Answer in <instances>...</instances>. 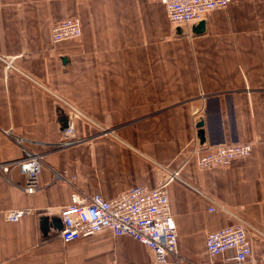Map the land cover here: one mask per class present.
Returning <instances> with one entry per match:
<instances>
[{"label": "crops", "instance_id": "obj_1", "mask_svg": "<svg viewBox=\"0 0 264 264\" xmlns=\"http://www.w3.org/2000/svg\"><path fill=\"white\" fill-rule=\"evenodd\" d=\"M70 17L80 37L53 44L52 25ZM202 20L201 33L172 25L159 0H0V129L21 138L0 130V162L44 155L37 193L22 190L17 167L0 174V264H157L108 229L64 243L53 223L72 186L53 171L111 199L177 169L167 191L178 264H264V0H232ZM68 105L77 141L59 148ZM246 141L251 154L225 167L195 164L197 147ZM15 208L33 212L6 219ZM237 219L251 256L209 257L207 234Z\"/></svg>", "mask_w": 264, "mask_h": 264}, {"label": "built area", "instance_id": "obj_2", "mask_svg": "<svg viewBox=\"0 0 264 264\" xmlns=\"http://www.w3.org/2000/svg\"><path fill=\"white\" fill-rule=\"evenodd\" d=\"M164 6L166 17L172 25L184 26L204 19L213 10L226 8L232 0H159ZM81 35V22L78 17H70L55 22L51 27V42L57 44L65 40H75ZM11 63L5 65V70ZM65 126L60 131L56 143L59 148L77 141L74 135L72 119L80 115L72 105L61 108ZM11 136L17 143L21 138L11 129H0ZM253 150V142H229L197 147L194 161L200 169L218 168L229 165L236 158L246 157ZM17 167L24 176L22 190L27 194L37 193L41 189L40 175L44 167L42 153L26 152L19 159L0 162V174ZM179 169L165 173L154 187L144 184L133 185L128 190L105 199L99 192L86 194L76 187L66 176V172L53 171L55 181L68 182L72 186L70 202L61 206L57 213L61 222L59 234L64 243L74 241L108 229L113 235H129L146 245L153 262L157 264H178L184 260L178 248V233L171 211L167 186L179 177ZM209 211L214 210L209 207ZM33 212L32 208H15L4 211L8 220ZM205 249L209 257L223 255L227 251L233 254L235 262L247 260L252 253L251 237L248 226L242 219H237L226 227L207 234ZM250 264H259L251 260Z\"/></svg>", "mask_w": 264, "mask_h": 264}, {"label": "water", "instance_id": "obj_3", "mask_svg": "<svg viewBox=\"0 0 264 264\" xmlns=\"http://www.w3.org/2000/svg\"><path fill=\"white\" fill-rule=\"evenodd\" d=\"M205 30V21L204 20H200V21H198V22H196V23H194V25H193V31L194 32H196V33H201V32H203ZM65 118H63V126H65ZM203 124H202V121H198L197 122V126H198V135H200V137H201V135H202V129H201V126H202ZM46 223V220H44V224ZM53 228H55V229H57L58 231H60V229H61V222H59V223H53Z\"/></svg>", "mask_w": 264, "mask_h": 264}]
</instances>
